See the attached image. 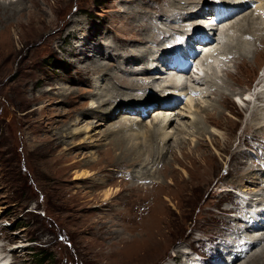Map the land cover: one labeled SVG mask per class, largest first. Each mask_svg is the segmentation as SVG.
I'll return each instance as SVG.
<instances>
[{
  "label": "rangeland",
  "instance_id": "obj_1",
  "mask_svg": "<svg viewBox=\"0 0 264 264\" xmlns=\"http://www.w3.org/2000/svg\"><path fill=\"white\" fill-rule=\"evenodd\" d=\"M20 1L26 7L24 15L11 26L0 27V256L11 264H39L42 252L52 257L53 264H182L187 262L185 257L193 256L190 249L208 254L210 246L206 242L215 241L210 243L215 246L231 229L235 232L232 213L242 204L238 193L254 196L250 199L253 203L262 201L260 193L264 194V111L256 113L253 109H262L264 99L258 100L260 104L242 107L231 98L263 79L264 17L258 18L260 22L254 26V32L244 31L249 24L245 15L252 13L259 17L257 9H264V3L253 0L255 10L248 9L236 22L231 21L235 23L229 36L226 35L230 43L226 46V61L221 62L218 77L211 80V75L208 86L200 89L207 91V95L194 98L196 105L202 107L196 113L201 123L183 127L187 133L195 132L208 117L205 125L217 129L224 140L212 136L219 141L213 146L205 138L193 143L187 139L186 146L178 147L176 135L169 137L163 159L151 164L148 154L143 157L149 160L153 168L150 174L155 176L146 185L137 173L145 171L146 163L120 160L123 158L119 152L106 154L109 137L105 139L104 134H97L110 126L115 131L120 124L127 126L129 119H120L123 117L120 111L117 117L105 121V127L100 126L96 133L90 134L94 139L81 150L72 149L73 142L59 145L53 135L72 127L69 125L77 111L90 106L93 80L82 70L94 60L111 64L115 74L130 80L151 82L148 75H157V71L131 73L139 72L140 63L147 58L151 62L154 52L131 65L125 62L132 59L127 56L129 52L124 60L123 52L119 57L107 43L117 45L129 38L138 41L148 35L152 37L145 45L138 41L123 47L157 49L159 29L176 24L168 23L170 19L161 15L167 16L172 11L181 14L178 8L190 9L188 1L193 7L211 0ZM254 16L253 21L257 22ZM151 23L154 28L149 30ZM95 28L99 30L96 36L91 31ZM84 30L90 34L87 35L90 41ZM83 41L91 47L100 45L102 52L91 57L90 51L91 61L82 58L83 51L76 47ZM255 53L259 56L256 62ZM246 54H249L247 61ZM236 55L241 59L237 64L232 62ZM226 69L231 76L225 75ZM119 84L115 83L117 88ZM55 87L75 92L69 101L57 98L59 90L45 94V90ZM127 91L138 95L153 93L151 88ZM182 102L170 111L172 116L187 110V100ZM154 110H149L144 124L134 127L151 123ZM180 118L174 117L179 125L190 123ZM96 120L98 117H86L84 123ZM176 123L168 130L171 135L177 130ZM141 140L145 141L142 136ZM96 160L99 161L95 164ZM118 160L123 163L119 164ZM80 162L92 164L88 169L91 177L76 179L81 171ZM244 177L246 182L241 179ZM103 180L107 183L98 185ZM109 189L114 197L108 202L104 192ZM263 239L238 264L245 261L243 264H264ZM183 251L190 254L187 256ZM220 261L224 262V258Z\"/></svg>",
  "mask_w": 264,
  "mask_h": 264
},
{
  "label": "bare ground",
  "instance_id": "obj_2",
  "mask_svg": "<svg viewBox=\"0 0 264 264\" xmlns=\"http://www.w3.org/2000/svg\"><path fill=\"white\" fill-rule=\"evenodd\" d=\"M227 2H232V4L228 5L229 7L231 6L232 8H237V7L241 8V7H243V9L240 10L239 13H237L236 18L233 17L234 19H229L228 21L224 22L221 25V27L223 29H225V27L229 25L228 30L230 32V31H232L230 29L233 28V24L238 20L237 18L242 16L246 12H248V8L247 7H248L249 4H253V0H242L241 2H236L234 0H227ZM255 2L261 4V3H264V0H255ZM193 3H194V1H193ZM190 5H191V3H189V1H188V5L187 6H189L190 9H188V7L185 8L183 6L178 8V9L182 10V11L178 10V11H180L181 14H178L177 12H173L172 11L171 14H167V16H163V15H161V16L162 17H167V19H173V21H176V19L181 15L179 18L182 17L181 19H183L184 22H187V21L191 22V20H194L196 18L197 14H195L193 12V8H195L197 6L195 5V6L191 7L193 4L191 6ZM211 5L212 4L210 2L203 3V6L210 7ZM246 8H247V10H246ZM257 10H259L258 12L260 13L259 17L254 16L252 13L248 14V15H245V18L247 20H249V24L247 25V29L244 31L245 33L254 32L253 31V29L255 28L254 26H257L258 23L260 22V20L262 19V17H264V9L262 7H259ZM24 11H26V7H25L24 3L21 2L20 0H9V2H7V3L5 2V0L4 1L0 0V27L2 25L5 26V27L11 26V24H13L15 21H18L21 18V16L24 15ZM32 15L33 14L31 13L29 17H32ZM210 16H214V15L211 14ZM252 16L256 17L255 20L257 19V22L253 21ZM258 18L260 20H258ZM156 19H154L155 20L154 22H156ZM121 20H122V18H121ZM210 20H212V19H210ZM74 21L75 20H73L72 22H74ZM78 21H76V22H78L79 25H80V20H78ZM159 21H162V20H159ZM231 21H235V22H231ZM153 28H154V26L151 23L149 30H152ZM156 28H159V27L157 26ZM174 28H176V27H174ZM164 29L165 28H161V30L159 29V33L158 34L159 35L163 34ZM91 31L93 32L92 34L94 36H96L95 34L99 32V30L97 28H95L94 30H91ZM84 33L86 34L85 36H86L87 40L90 41V39L87 37V35L89 34L88 31L86 32L84 30ZM150 35H152V34H150ZM151 37L146 35L145 37H142V38L138 39V41L141 42L140 44L145 45V42H147ZM235 37H233V38L235 39ZM129 39H126V42H125V39H124V40L121 41V44H117V45L108 44V43L107 44L105 43V44H106L107 47H110L112 50L116 51L118 53L117 55L119 57L122 56L121 52H123L124 58H122V59H124V60H125L126 52H129V54L127 56H131L132 59H131V61L125 60V62L130 63L131 65L133 63H136L139 60L143 59L144 57L146 58L147 55L153 54L152 53V49H149V48H146V47H141V46L140 47H135V46L133 47L132 46L134 49H128L127 47H129V45H127L124 48L123 47L124 44L132 43V42H135V43L138 42V41H136L137 39L136 40H134V39L129 40ZM151 40L155 41L154 38L151 39ZM156 42L157 41H155L154 43H156ZM84 43H85V45H83ZM99 44H101V42ZM229 44L230 43H228L227 45H225L223 47V51L221 53V56H223V57L225 56V53H227L226 52V48L229 46ZM83 46H85V47L82 48ZM234 48H236V47H233L231 49H234ZM76 49H78L80 51H83V54L81 55V57L85 58L88 61H91L90 51L93 52L91 57H94V56H97V54L99 52H102V50H103L100 45L99 46H98V44H97V46L96 45L95 46L92 45V47H91L90 45L86 44L85 41H83V43H81L78 47H76ZM209 49L213 50L214 48L210 47ZM257 51H258V49L256 50V53H257ZM256 53H255V57H254L255 62L257 61V59L259 57L258 55H256ZM137 55H140V57H136ZM248 55L246 54V57L244 59L245 61L248 60ZM250 55L254 56L253 53H251ZM149 58H150V56H149ZM250 59H252V58H250ZM82 60H80V61L76 60V61L81 63V62H83ZM238 60L240 61L241 59H239L237 57V55H236L234 57V59L232 60V62H235L237 64ZM76 61H74L75 62L74 64L78 65V62H76ZM215 61L218 62V58H216ZM149 63H151L152 65H156V61L155 60H152L150 62L148 60V58H147L146 61L140 63V64H142L141 65L142 67L139 68V69H141V70L144 69L143 71L131 72V73L139 74V73H142V72H146L147 73V72H151V71L159 72L157 75H148L153 80L151 82L152 83L154 82L153 84L156 85V89L154 88L155 86L151 85V82H149L148 79H147L148 82H144L145 79H144V81L137 80V79L130 80L131 78L130 79H126V77L122 78V77L118 76L117 74H115L113 72V70H115V69L111 68L112 67L111 64L107 65V64L99 63L96 60H94V63H92V65L88 64V66L86 68H84L82 71L86 75L90 74L91 78H92L91 80H93L92 89H93L94 92H91V95H90V106L88 105L87 109H85V110H84V108H85V106H84L79 111H77L75 116H73V117H75V118H73V123H71V125H69V126H72V127H70L69 129H66V130L63 129V130H60L59 132H56L55 135H53L55 137V141H57V143L59 145L61 143L69 145L70 142H73L72 145H74V143H75V146L72 147V149L74 148V149H80L81 150V148L84 145H89V143H88L89 140H93L94 139L93 137L91 138L90 134L96 133L95 130L98 127H100V126H104L105 127L106 126L105 121L108 120V118L110 119L111 117L116 116L117 113L120 111L121 113H119V114H121V116L124 117V118L123 117L120 118V115L118 114L120 119H125V120L129 119V121H126L127 126H121L123 124H120L118 131H115L114 129H112L113 126H110V127H108V130H106L104 132H98L97 134L98 135L104 134L103 137L105 139H107V137H109V141L106 144H108V147H110V148H109V151L107 149L106 154L110 153V152L111 153L119 152V154H121V157L123 158V159H120V160H126V161H129V162L132 160L133 164H135L136 162H137V164H138V162H141L143 164L146 163V166H148V167H146V166L144 167L145 171L144 172L143 171L142 172L141 171L137 172L139 177H140L139 178L140 181H143V183L146 184V185L149 184V182L146 183L147 181H150L149 179H152L151 181H154L153 178H155L154 175L150 174L152 172L153 168L150 167L149 165L156 164V162H157V160H159V158L163 159V157H164V154H163L164 150L163 149H164V146H166V144H167L166 141L168 140L169 137L176 135V137L175 136L174 137L177 138V140H179V142H177L178 145H179V146L177 145L178 147H180L181 145L186 146L188 141H191L193 143L194 141L196 142V139H203V138L207 139L209 141V143H211L214 146L216 144L215 141L217 140L214 137L217 136L220 139H222V138L220 137L217 129L212 127V128H210L211 129L210 130L209 127L205 125L206 121L209 120L208 117H206L205 123H203V126L199 125L198 128L196 127V129L194 130L195 132H192L193 134L192 133H187L185 131V129H183V127L186 126V125L187 126H189V125L194 126L195 124L201 123V122H199V118L197 117L196 113H197V110L198 109H202V107H198V104L196 105L194 98H196V96L199 97V95L204 94L205 92H207V91L204 92V90L200 91V89L203 88L206 85L208 86V84H209V82H211V80L216 79L218 77L217 72L212 74L211 80L207 79L205 84H203V85H201L199 87H196L195 89H193L192 91L189 92L186 89L185 85L183 84V80L185 78L184 74L177 73V72L173 71L175 73V84H177V85L174 86V87H169V85L173 81L172 79L168 80L167 77L170 76V75H168L169 73L166 70L164 71V70L158 69V66H156L154 69H152V67L149 66ZM219 64H220V62H219ZM223 64H224V62H223ZM211 65H212V63L210 62V64L207 67H204V68L206 70L207 69L211 70L212 69ZM116 66H118V64ZM121 69L122 70H126V69H123L122 67H121ZM122 70H120V71H122ZM128 71L130 72V70H128ZM229 71L230 70L226 69V73H225L226 76H231L230 74H232V73L229 72ZM126 74L127 73H125V75ZM106 75H109V76L106 77ZM143 75H144V73H143ZM80 80H82V79H80ZM116 82L120 83L119 84L120 85L119 88H117V86L115 85ZM124 88L126 89V91L128 89V90H131L133 92H135V91L138 92V90H141V89L146 90V89L151 88V89H153V93L147 95V97H148L147 98V97H142L143 95H140V94L138 95L136 93H132V92H128V91L126 92L125 90H123ZM250 88L251 87H248V90H246V91H242L240 93L233 94V96L231 98L234 100L236 105L237 104L240 105L239 103L236 102V100H235L236 97H237V99H238V97L243 98V92L244 93L248 92L250 90ZM64 89L65 88L60 89V88H56L55 87L53 89L52 88L47 89L44 92L46 94V93H51L53 90H59L58 93L56 94L57 98H63L65 101L66 100L69 101V97L71 95H73V93L75 91H73V92L69 91L68 92V90H64ZM171 89H173L172 95H171ZM154 92H158L159 94H154ZM191 94H193V95H191ZM164 95L169 96V98H167L166 103H165L167 106L175 105L177 102H180V101L182 102L184 100H187V104L185 105L187 107V110L183 109V110H181L182 112H178L174 116H172L173 114H172V112L170 113V111L176 109L177 107H174L172 109H167V111L164 112L163 109H161L157 105V104L161 103V101H162L161 97H163ZM188 95H190V98L187 97ZM205 95H207V94L205 93ZM181 97H183V99ZM198 97H197V99H198ZM262 98L264 99V95H263V93L260 94V91H259L258 100H260ZM201 100H197V101H201ZM148 101L150 102V105H149L150 109L156 108V110L153 111L154 112V118L152 119L151 123H149V124L145 123L144 126H142V124H141L140 128H138V129H140V131L138 133L137 132L138 131L137 127L135 128L134 126L138 125V123H141V122L144 124L145 120L142 121L141 118L136 115V112H137V110H141V111L144 112L145 108H143V107H141V106H139L137 104H146ZM244 104H245L246 107H249V105L252 106V104L249 103V102L248 103L246 102ZM263 106L261 107L262 109H260L259 107H254V108L251 107V108L255 109V112L258 113V110L264 111V107ZM146 108H148V107L146 106ZM122 111H124V113H122ZM127 114L128 115H134L135 118L134 117L133 118L125 117V116H128ZM214 115H215V113H214ZM86 117H90V118H92V117H96L97 118L98 117L99 120L98 121L96 120L95 123H91L92 125L91 124H85L84 123V119ZM150 117H151V115H150ZM150 117H148V118H150ZM174 117H178V118L181 117L180 118L181 121H182V119L190 120V123L189 124L188 123L185 124L184 122H181L180 123L181 125H179V122H177V123L175 122L176 119H174ZM111 119H113V118H111ZM136 119H139V120H136ZM146 119H147V117H146ZM122 123H124V122H122ZM174 123L177 124V126L175 128V130L176 129L177 130L175 131L174 134L171 135L168 132V130H170V128L173 126ZM82 125H84V126H82ZM65 127H67V125ZM123 127H129V129L125 128L126 130H124ZM263 129H264V125H263ZM180 130H183V132L180 131ZM141 136L144 138V140H145V141L143 140L144 142H142ZM212 136H214V137L212 138ZM78 139H79V142H74V141H77ZM187 139H188V141L186 142ZM222 140H224V139H222ZM217 142L219 143L218 140H217ZM175 143H176V141H175ZM153 146L156 147V150L153 149ZM70 149L67 148V150H70ZM170 149H171V146H170ZM147 154L150 156V158L153 161V162H151V164L149 163L148 159H146V160L143 159V157L146 156ZM120 160H118L119 164H121V162L123 163V161L120 162ZM98 161L95 162V164L98 163ZM137 164H136V166H138ZM91 165H92L91 163H88V165H86L85 163L80 162V166L79 167L81 168V171L78 172V174L76 175V179L77 180H82V179H87V178L91 177L92 174L88 170ZM135 169L136 168H134V170ZM243 175L244 174H242L241 176H243ZM160 176H162V175H160ZM158 178H160V177H158ZM246 178L247 177H244V178H241V179L244 182H246ZM260 179L261 178H259V181H260ZM137 181H138V179H137ZM133 182H135V181H133ZM105 183H107V180L106 181L103 180L102 182H99L98 185L99 184L100 185L101 184L104 185ZM258 184H260V183H258ZM252 191H254V190H252ZM247 192H251V191L247 190ZM104 193L106 195L105 201L109 202L114 197L113 196L114 192L111 193V189L107 190ZM263 202H264V200L257 202V204H261ZM249 207L250 206L248 205V208ZM230 213H232V212H230ZM234 221H235V224L237 225V226L235 225V229L236 230H240L241 231V226L240 225L246 224L245 220H236V219H234ZM260 232H262V231H260ZM254 233H256V232H252V234H254ZM229 236L232 238L234 235H229ZM257 240H260V239L251 238V239L248 240L247 243H249V244L253 243L254 246H255V244L258 242ZM263 241H264V239H263ZM256 245H258V244H256ZM259 247H261L260 244H259ZM229 255H231V253ZM260 255H259V257H261ZM214 256H216V257L214 258ZM220 256H221V253H216V255H213V256L210 257V259H208L207 263H209V264L213 263V260H218ZM259 257H258V259H259ZM185 258H188V257H185ZM245 262H243V263H245ZM3 263H4V259L0 258V264H3ZM182 264H188V261L187 262H183Z\"/></svg>",
  "mask_w": 264,
  "mask_h": 264
},
{
  "label": "trees",
  "instance_id": "obj_3",
  "mask_svg": "<svg viewBox=\"0 0 264 264\" xmlns=\"http://www.w3.org/2000/svg\"><path fill=\"white\" fill-rule=\"evenodd\" d=\"M42 257L40 258L39 264H53L52 257L50 255H46L42 252Z\"/></svg>",
  "mask_w": 264,
  "mask_h": 264
}]
</instances>
